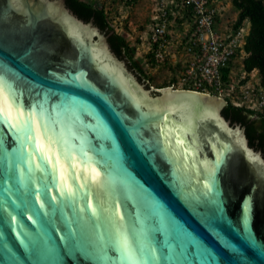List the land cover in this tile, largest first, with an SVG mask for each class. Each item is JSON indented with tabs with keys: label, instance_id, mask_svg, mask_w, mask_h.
<instances>
[{
	"label": "water",
	"instance_id": "water-1",
	"mask_svg": "<svg viewBox=\"0 0 264 264\" xmlns=\"http://www.w3.org/2000/svg\"><path fill=\"white\" fill-rule=\"evenodd\" d=\"M223 105L64 0H0V264H264V159Z\"/></svg>",
	"mask_w": 264,
	"mask_h": 264
},
{
	"label": "built area",
	"instance_id": "built-area-1",
	"mask_svg": "<svg viewBox=\"0 0 264 264\" xmlns=\"http://www.w3.org/2000/svg\"><path fill=\"white\" fill-rule=\"evenodd\" d=\"M121 1L123 5H132L137 0ZM151 1L154 10L145 44L153 49V62L157 64L168 62V47L174 45L176 51L181 48L184 60L176 64L180 89L214 95L224 104L230 102L264 112V87L258 76L254 79L251 72L242 70L235 54L247 31L244 32V26L236 30L230 25L217 29L221 14L215 0ZM223 68H229L225 80Z\"/></svg>",
	"mask_w": 264,
	"mask_h": 264
},
{
	"label": "trees",
	"instance_id": "trees-1",
	"mask_svg": "<svg viewBox=\"0 0 264 264\" xmlns=\"http://www.w3.org/2000/svg\"><path fill=\"white\" fill-rule=\"evenodd\" d=\"M65 5L79 18L91 20L105 35L111 50L118 57L126 58L130 66L137 71L142 79H148L140 64L133 59L132 47L124 34L115 30L109 18V11L99 0H64ZM130 3V0H128ZM237 12L231 29L247 27L243 43L236 50L240 67L246 73L256 69L260 84L264 87V0H230ZM154 47V46H153ZM243 53V54H240ZM147 57L153 62V49ZM166 68L173 73L175 66L165 62ZM229 68L222 69L223 79H227ZM175 82L172 76L170 83ZM221 114L231 124H238L244 128L247 143L255 150H259L264 159V112L245 106L233 105L226 102L221 108Z\"/></svg>",
	"mask_w": 264,
	"mask_h": 264
},
{
	"label": "rangeland",
	"instance_id": "rangeland-1",
	"mask_svg": "<svg viewBox=\"0 0 264 264\" xmlns=\"http://www.w3.org/2000/svg\"><path fill=\"white\" fill-rule=\"evenodd\" d=\"M109 11V18L111 24L115 30L124 34L127 42L132 47L133 59H135L142 67L144 73L148 76V79H144L152 88H164L172 87L173 89H180L182 85L177 78L179 75V69L176 64L183 62L184 54L181 48L176 51L175 46H170L166 49L167 61L175 66L173 73L169 71L163 63H155L149 60L147 57L149 47L142 44L141 38H138L142 29L146 28L148 21L146 12L151 9V0H137L132 5L122 4L121 0H99ZM216 6L220 10L219 21L221 27L225 25H231L236 16V11L233 9L230 0H215ZM246 28H244L245 32ZM181 51V52H180ZM238 64V63H235ZM174 76L177 79L174 84L170 83L171 77ZM250 76L256 79L258 73L256 70H252ZM221 100V99H220Z\"/></svg>",
	"mask_w": 264,
	"mask_h": 264
},
{
	"label": "crops",
	"instance_id": "crops-1",
	"mask_svg": "<svg viewBox=\"0 0 264 264\" xmlns=\"http://www.w3.org/2000/svg\"><path fill=\"white\" fill-rule=\"evenodd\" d=\"M152 10H154V7H153V5H152V7H151V9L149 10V8H148V11L146 12V15H147V18H148V21L147 22H149V20L150 19H152V17H153V12H152ZM237 13V12H236ZM236 17V16H235ZM222 18H217V24H216V27H217V29H219V28H221L220 26H219V24H220V20H221ZM175 24V23H174ZM220 25H222V24H220ZM231 26V25H230ZM247 28V27H246ZM148 29H149V26L147 25L146 26V28H144V29H142L141 31H139L140 32V34H139V36H138V38H141V43L142 44H144V45H147V44H145V34L148 32ZM174 29V28H173ZM175 31L177 30V29H174ZM254 70H256V69H254Z\"/></svg>",
	"mask_w": 264,
	"mask_h": 264
},
{
	"label": "bare ground",
	"instance_id": "bare-ground-1",
	"mask_svg": "<svg viewBox=\"0 0 264 264\" xmlns=\"http://www.w3.org/2000/svg\"><path fill=\"white\" fill-rule=\"evenodd\" d=\"M170 89V88H167ZM176 90H185V91H192V92H198V91H194V90H189V89H176ZM198 93H202V92H198ZM206 94V93H203ZM208 95V94H207ZM219 98V97H218ZM220 99V98H219ZM222 100V99H221Z\"/></svg>",
	"mask_w": 264,
	"mask_h": 264
},
{
	"label": "clouds",
	"instance_id": "clouds-1",
	"mask_svg": "<svg viewBox=\"0 0 264 264\" xmlns=\"http://www.w3.org/2000/svg\"><path fill=\"white\" fill-rule=\"evenodd\" d=\"M146 25H148V26H149V22H147V23H146ZM245 28H246V27H245ZM246 30H247V28H246ZM149 50H150V49H149Z\"/></svg>",
	"mask_w": 264,
	"mask_h": 264
},
{
	"label": "snow or ice",
	"instance_id": "snow-or-ice-1",
	"mask_svg": "<svg viewBox=\"0 0 264 264\" xmlns=\"http://www.w3.org/2000/svg\"><path fill=\"white\" fill-rule=\"evenodd\" d=\"M245 211H247V207H245Z\"/></svg>",
	"mask_w": 264,
	"mask_h": 264
}]
</instances>
